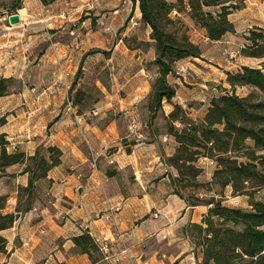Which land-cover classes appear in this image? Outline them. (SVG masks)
<instances>
[{
	"label": "crops",
	"instance_id": "0c3cea01",
	"mask_svg": "<svg viewBox=\"0 0 264 264\" xmlns=\"http://www.w3.org/2000/svg\"><path fill=\"white\" fill-rule=\"evenodd\" d=\"M17 14L21 23L12 25L9 18L13 14L0 12V45L6 34L12 48L0 51V63L3 56L7 58L6 72L0 71V77H27L23 76V64L25 68L30 66L41 53L40 62L46 58L52 65L59 62L65 76H47L48 87L20 91V95L33 97L23 103L22 109L14 106L15 93L1 97L0 119L5 122L0 125V135H7L11 153L22 151L33 156L39 148L53 146L63 156L47 179L38 184L43 194L47 193L46 200L36 203L12 228L1 232L8 243L7 252H0V264H202L201 249L196 248L186 229L202 224L209 207L189 206L174 193L169 173L175 171L166 158L175 154L178 144L149 122L147 100L152 82L147 80L148 70L143 64L149 58L153 62L156 51L152 29L142 22L139 2L56 0L45 5L41 0H24ZM92 15L97 24L84 30L91 18H83ZM179 16L186 19L187 15ZM188 23L189 34L192 29L200 30L204 40L211 41L190 18ZM32 29L35 34L31 35ZM131 38L151 46H132ZM32 39L37 42L35 50L29 48ZM45 41L48 46L43 51ZM85 49L109 51L108 59L118 62L126 75L122 77L128 85L127 97L120 96L119 102L115 100L103 111L97 106L84 109L76 104L74 112L67 107L68 75ZM196 59L201 58L177 62L176 75L185 76L184 63ZM244 66L225 68L226 79L217 88L229 89L227 73ZM173 76L168 78L177 87L174 102L188 109L192 117L194 108L180 93L181 84ZM220 92L205 101L199 118L205 116L212 98ZM113 96L118 95L114 92ZM164 110L168 115L173 106L167 104ZM20 170L19 166L8 169L9 173L18 171L16 195L18 186H27L29 181ZM9 209L7 212H15L16 203ZM87 231L107 246L104 258L97 263L88 254L76 252L73 238Z\"/></svg>",
	"mask_w": 264,
	"mask_h": 264
},
{
	"label": "trees",
	"instance_id": "16d2710c",
	"mask_svg": "<svg viewBox=\"0 0 264 264\" xmlns=\"http://www.w3.org/2000/svg\"><path fill=\"white\" fill-rule=\"evenodd\" d=\"M23 1L12 0L7 13L17 14ZM41 1L49 5L56 0ZM132 1L139 2L142 22L152 29L151 39L156 51L152 65L157 76L147 100L149 122L154 126L158 114L163 112L166 133L178 144L175 154L166 158L175 171L169 173L174 193L189 206L209 207L202 224H191L186 229L188 237L197 249H201L202 264H264V201H253L252 209L244 211L226 206L215 197L202 200L198 195L185 196L183 192L187 188L201 187L197 181L203 173V168L197 165L201 158L216 163L212 186H219L223 191L230 186L234 196H252L264 188V62L262 68L244 66L237 72H228L230 88H223L219 96L213 97L205 116L198 119L174 102L177 87L168 78L175 75L177 62L203 55L199 45L189 36V26L178 15H187L198 28L206 31L211 41H220L225 35L236 32L230 16L241 9L240 3L245 0ZM247 40L241 55L264 60V31L253 30ZM138 46L151 44L143 42ZM14 80L0 77V98L11 94ZM244 88L254 90L248 95H239L238 89ZM76 104L82 108L80 103ZM167 104L173 106L168 115L164 110ZM82 114L81 110L79 115ZM4 121L0 119V125ZM9 145L7 135L1 134L0 179H16V174L9 175L8 169L20 166L21 175L27 174L29 181L27 186L17 188L15 212H7L9 196L0 194V252L3 253L7 252L8 242L1 232L12 228L22 214L33 209L37 203L33 202V194L40 189L39 182L47 179L63 156V152L53 146L41 147L30 156L22 151L9 152ZM43 149L49 155L42 154ZM25 197L27 201L22 208ZM73 242L78 254H88L93 263L102 260V248L89 231L74 237Z\"/></svg>",
	"mask_w": 264,
	"mask_h": 264
},
{
	"label": "rangeland",
	"instance_id": "374dc122",
	"mask_svg": "<svg viewBox=\"0 0 264 264\" xmlns=\"http://www.w3.org/2000/svg\"><path fill=\"white\" fill-rule=\"evenodd\" d=\"M169 1L177 2V0ZM185 1L186 3L189 2V0ZM11 5L12 0H0V12H7ZM240 5L241 9L234 11L233 15L230 17L236 25V32L229 34L228 38L222 40L221 43L205 41L200 33V30L195 32V30L192 29L189 34L190 38H193L195 42L202 46L203 58L187 61L184 63L186 69L183 70L185 76H178V74L176 75L175 73V76L173 77L181 84L179 87V89H181L180 93L185 95L184 98H186L189 102L188 105H192L194 108L192 111V118L201 117L205 110L203 108L205 101L207 102L210 96L217 93V91H221L219 90L220 88L217 87L223 85L226 79L225 68H237V66L241 65L262 68L264 60L254 58L244 59L241 58L240 55L241 51L245 48L248 42L247 38L250 36V33L253 30L264 31V3L260 0H245L242 4L240 3ZM210 11L214 12L216 9H210ZM87 12L90 11L87 10ZM134 13L135 9L132 12V15H135ZM89 18H91V20L87 21L85 26L82 25L84 30L97 24L93 15L88 18L84 17L83 21ZM185 18L186 19L183 18V21L187 24L189 17L187 18V16H185ZM30 32L31 35L35 34L33 29ZM141 33L145 36V32L143 30ZM146 37L144 38L146 39ZM2 38L3 41H1L0 51L12 49L8 44V36L4 34L2 35ZM57 39H59V35L57 36ZM130 40V44L132 46H138L140 43H143L132 38ZM18 43L19 42H17V44ZM36 46L37 42L32 39L29 48L31 50H35ZM47 46L48 43L45 41L44 48H42V50H47ZM144 48L146 49L147 46H144ZM39 53L40 52H37L36 54ZM43 54L44 53L39 54L40 56H38L36 61L32 60V64L30 66L25 68V64H23L24 66L22 67V71L25 72L23 76L27 77L22 79L15 78V80L11 83L10 92L11 94H16V97H14L16 99L14 106L19 105V109L24 108L23 103H27L28 100L33 98L27 94L24 96L20 95V91L32 88L44 89L49 86L46 82L47 76H65V74H63V66L59 62L52 65L49 58L40 62V57H42ZM110 54L111 53H109V51L102 52V50L98 49H89L87 51L86 49L83 50V55L81 56L82 59L78 60L79 64L74 65L72 73L68 75L69 97L72 99L74 104L80 103L84 109H91L97 106L99 111H103L105 110L104 108H107V106L115 100L119 102L120 96L122 98L127 97V92L125 90L128 89V85L127 82H124V78L122 77L126 75H123L124 72L120 66L117 65L118 62L116 63L115 60L108 59ZM231 55L235 57H231ZM6 59L7 58L3 56V61L1 60L0 63V71L2 74L6 72ZM15 61L17 62V60ZM143 66L148 70L147 75L149 78L147 80L149 83H153L156 79L157 71L152 65L151 58H149L147 63L145 62ZM14 69H16L15 66ZM125 86H127V88ZM150 89L151 88H149V91ZM253 90L254 89L252 88L238 89V94L245 96ZM114 92H116L118 96L114 97ZM169 111L170 109L167 112ZM164 116V113L160 112L158 114V118L154 121V125L156 124V130L165 133L167 121ZM42 152V154L49 155L47 150L43 149ZM197 165L203 168V173L197 180L198 183L201 184V187H196L195 189H184L183 192L185 196L188 194L198 195L202 198V200H209L212 197H215L216 199H221L226 206L242 209L244 211H250L252 209L251 204L253 201H264V188L257 191L252 196H234L230 186L223 191L221 187L212 186L210 184V182L213 181L216 163L211 162L210 160L208 161V159L201 158ZM8 174L17 175L18 171H16V173L8 172ZM15 184H17V181H15L14 178L11 179L9 177H4L0 179V194L9 196L8 206L10 209L14 206V203L17 202V199H15L17 195L13 194L16 188ZM173 188L175 189V186H173ZM47 197V193L44 195L41 188L37 189L33 194V202H44ZM26 201L27 197H25L22 203V208L25 207ZM99 245L101 246L104 254V250L107 247L106 244L104 245L99 243ZM103 258L104 255L102 259Z\"/></svg>",
	"mask_w": 264,
	"mask_h": 264
},
{
	"label": "water",
	"instance_id": "95a60500",
	"mask_svg": "<svg viewBox=\"0 0 264 264\" xmlns=\"http://www.w3.org/2000/svg\"><path fill=\"white\" fill-rule=\"evenodd\" d=\"M10 23L12 25H18L21 23V19H20V16L18 14H13L10 16Z\"/></svg>",
	"mask_w": 264,
	"mask_h": 264
},
{
	"label": "built area",
	"instance_id": "2783aa9c",
	"mask_svg": "<svg viewBox=\"0 0 264 264\" xmlns=\"http://www.w3.org/2000/svg\"><path fill=\"white\" fill-rule=\"evenodd\" d=\"M231 57H235V56H232ZM67 107L70 111H75V106H74V103L73 101L70 99V98H67ZM75 115L78 117L77 113L75 112Z\"/></svg>",
	"mask_w": 264,
	"mask_h": 264
}]
</instances>
